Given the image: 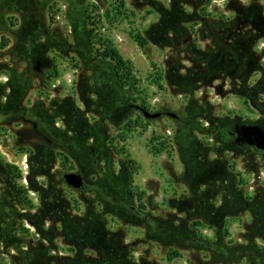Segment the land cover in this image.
Instances as JSON below:
<instances>
[{"label": "rangeland", "instance_id": "1", "mask_svg": "<svg viewBox=\"0 0 264 264\" xmlns=\"http://www.w3.org/2000/svg\"><path fill=\"white\" fill-rule=\"evenodd\" d=\"M80 1L88 6L91 56L114 49L125 61L120 93L99 63L71 46L66 0H48L43 9L40 0H0V104L13 103L11 82L27 75L22 93H15L23 114L0 115V205L11 201L17 210L11 237L0 236V264H192L188 250L176 255L128 211L122 210L123 220L106 212L104 223H83L90 204L95 211L103 206L91 188L64 183V171L82 173L90 185L106 176L114 189L131 187L135 195L120 203L188 228L195 219L191 230L203 238L264 247V148L210 132L254 124L264 130V117L243 97L213 86L176 93L166 79L169 11L191 12L196 0ZM250 1L208 0L200 13L231 17ZM256 1L264 16V0ZM41 26L52 45L28 53V39L45 41ZM186 26L189 39L204 46L199 25ZM138 35L146 36L144 47ZM263 47L259 39L255 49ZM38 54L41 67L25 71L27 59ZM140 107L163 114L148 119ZM181 119L195 126L186 132ZM42 121L49 136L37 125ZM7 164L14 165L11 172ZM14 245L29 249L31 258Z\"/></svg>", "mask_w": 264, "mask_h": 264}, {"label": "trees", "instance_id": "2", "mask_svg": "<svg viewBox=\"0 0 264 264\" xmlns=\"http://www.w3.org/2000/svg\"><path fill=\"white\" fill-rule=\"evenodd\" d=\"M47 1L40 0L39 6L43 9ZM66 1L69 5L67 14L75 38L74 43L71 45L74 51L89 63H99L98 68L107 73L108 81L115 86L119 93L122 92L124 90L123 82L125 81L122 79L123 74L120 69L125 61L114 49L105 50L101 53V57L91 56L94 44L92 28L86 26L89 18L88 6L80 0ZM207 2L208 0H196V3L192 5L194 10L191 12H186L183 9L181 11L174 9L169 11L167 32L163 41V45L169 50L165 59L168 86L176 93L185 92L190 88L213 86L222 89L224 92L245 98L247 104L264 117V47L260 51L255 49L256 42L259 39L264 40V16L261 5L258 1L251 0L248 4L235 7L234 15L227 17L223 14L216 16L200 13ZM42 9H40L41 12L38 17L39 26L42 24V18L44 17ZM187 24H191V26L199 25L195 31L199 35V40L205 42L204 46H200L196 39H189V36L186 35ZM39 29L40 35L45 37V41H41L39 38H34L35 40L28 39L25 47L28 53L33 49H46V47L52 45L50 43L51 39L44 28L41 26ZM137 40L141 47L146 45V36L138 35ZM26 62L25 71L35 72L37 71L36 66L41 67V56L38 54L34 59L30 60L29 58ZM184 62H187V65ZM25 76L27 75L21 72L17 75L16 81L11 82L13 91L9 99L12 98L13 103L0 104V115L9 114V111L23 114L22 111L25 108L20 109V107H17L18 100L15 99V93H22L25 84L23 78ZM176 118L179 119L178 116ZM183 121L186 132L195 126L193 121ZM217 124L220 125L221 122ZM37 125L44 131V134L50 135L49 125L45 121L38 122ZM210 132L221 135L228 134L231 138L235 137L234 141L237 144L246 142L241 127L227 132L223 126H219V128H211ZM60 155L64 159H68L67 155L63 153ZM213 167L217 172L218 165L215 163ZM12 168H14V165L7 164L9 172L12 171ZM211 176L217 177L218 173ZM61 180L63 181L62 178ZM89 188L94 190L98 204L103 206V209L95 211L90 204L85 217L82 219L85 224L104 223L107 219L106 212L111 213L113 218L118 216V220H123L122 210L128 211L141 220L151 235L164 244L171 246L173 248L171 250H174L176 255L183 249L188 250L192 264H196V262L201 264H241V262H245L244 264H264L263 246L242 245L234 243L231 239L224 242L223 240L203 238L191 230L193 228L191 225L194 224L195 219L188 228L182 223L178 224L167 219L147 216L129 201L120 203L123 195L126 194L128 198H131L132 195H135V192L131 187H117L114 189L111 178L101 177L98 183L93 185L87 183V187L81 190L85 191ZM115 195L116 197H114ZM10 203L11 201H4L0 205V236L7 234L8 237H11L10 232L15 230L10 218L16 216L17 210L15 209V203L12 202L11 206ZM63 223L65 224L66 221L64 220ZM222 234V238L227 236L226 232ZM259 236L264 241V233ZM14 248L24 259H28L25 257L31 258L29 249H22L21 245H14ZM200 254L203 255L204 260L195 261V256Z\"/></svg>", "mask_w": 264, "mask_h": 264}, {"label": "water", "instance_id": "3", "mask_svg": "<svg viewBox=\"0 0 264 264\" xmlns=\"http://www.w3.org/2000/svg\"><path fill=\"white\" fill-rule=\"evenodd\" d=\"M36 68L38 67L36 66ZM140 110L144 117L148 119L158 118L161 116L160 111L152 112L144 107H140ZM171 115L175 116L174 113H172ZM241 131L246 142L255 143V145L260 149L264 148V130L261 128L260 125H242ZM61 178L68 186L72 188L81 190L87 187V183L84 179V176L80 172L64 171L61 173Z\"/></svg>", "mask_w": 264, "mask_h": 264}, {"label": "flooded vegetation", "instance_id": "4", "mask_svg": "<svg viewBox=\"0 0 264 264\" xmlns=\"http://www.w3.org/2000/svg\"><path fill=\"white\" fill-rule=\"evenodd\" d=\"M160 112H161V115H162L163 114L162 111H160Z\"/></svg>", "mask_w": 264, "mask_h": 264}]
</instances>
